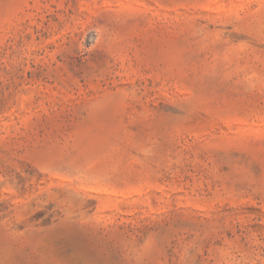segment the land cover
Here are the masks:
<instances>
[{
    "label": "rangeland",
    "instance_id": "1",
    "mask_svg": "<svg viewBox=\"0 0 264 264\" xmlns=\"http://www.w3.org/2000/svg\"><path fill=\"white\" fill-rule=\"evenodd\" d=\"M0 264H264V0H0Z\"/></svg>",
    "mask_w": 264,
    "mask_h": 264
}]
</instances>
